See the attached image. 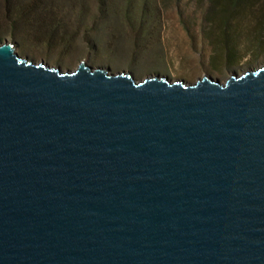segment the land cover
<instances>
[{
    "label": "water",
    "instance_id": "obj_1",
    "mask_svg": "<svg viewBox=\"0 0 264 264\" xmlns=\"http://www.w3.org/2000/svg\"><path fill=\"white\" fill-rule=\"evenodd\" d=\"M0 264H264V66L138 80L0 42Z\"/></svg>",
    "mask_w": 264,
    "mask_h": 264
},
{
    "label": "rangeland",
    "instance_id": "obj_2",
    "mask_svg": "<svg viewBox=\"0 0 264 264\" xmlns=\"http://www.w3.org/2000/svg\"><path fill=\"white\" fill-rule=\"evenodd\" d=\"M157 2L161 9V20L152 18L151 37L141 38L143 40L137 46L133 42L136 35L129 28L122 27L116 18L110 17L111 9L105 13L99 11L94 1L85 17V29L90 28L86 32L79 31L67 50H47L28 41L20 42L13 39L7 29L1 31L0 42H14L37 62L43 60L51 66H59L63 71L75 70L84 61L93 67H109L111 72L130 71L138 80L150 74H161L173 80L183 78L193 83L210 75L225 82L234 73L241 75L264 66V31L258 39L249 40L247 35L241 37V52L232 59L231 66L223 62L211 66L212 49L203 32L208 29L203 20L208 3H197L195 0ZM261 5L264 21V0H257L255 7L258 11ZM62 15L69 24L71 21L72 24L77 22V10L71 15L67 14L69 17L65 11H62ZM108 16L110 20L106 19ZM251 21L254 20L248 15L245 25H251ZM261 39L262 46L259 47Z\"/></svg>",
    "mask_w": 264,
    "mask_h": 264
},
{
    "label": "trees",
    "instance_id": "obj_3",
    "mask_svg": "<svg viewBox=\"0 0 264 264\" xmlns=\"http://www.w3.org/2000/svg\"><path fill=\"white\" fill-rule=\"evenodd\" d=\"M93 1L101 12L111 9L110 17L116 18L122 27L129 28L136 35L133 41L136 46L143 40L141 38L151 37L152 18L161 20L157 0H0V33L7 29V32H11L10 36L20 42L28 41L47 50H67L79 31L86 32L90 28L85 29V17ZM195 1L208 3L203 17L208 29L203 32L212 49L211 66H216L218 62L231 66L232 59L241 52V37L247 35L249 40L258 39L264 31L262 5L258 11L255 7L257 0ZM74 10H77V22L72 24L71 21L69 24L62 11L71 15ZM248 15L254 20L251 25H245ZM111 18L108 16L106 19Z\"/></svg>",
    "mask_w": 264,
    "mask_h": 264
}]
</instances>
